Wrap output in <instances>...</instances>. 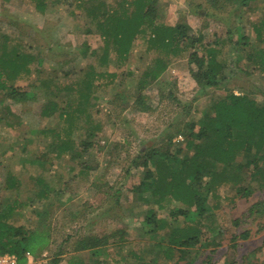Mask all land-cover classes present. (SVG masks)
<instances>
[{
	"label": "rangeland",
	"instance_id": "1",
	"mask_svg": "<svg viewBox=\"0 0 264 264\" xmlns=\"http://www.w3.org/2000/svg\"><path fill=\"white\" fill-rule=\"evenodd\" d=\"M122 1L0 0V56L1 44L5 43L6 52H16L22 61H29L31 73L20 74L13 84L34 94L32 101L24 104L0 94V209L13 200L25 202L22 212L10 222L32 227L38 224L35 213H46L47 218L39 219V225L48 229L52 238V243L30 264H52L55 259L58 264H69L71 256L77 254L72 250L77 239L91 236L102 238L103 243L98 242L96 255L93 251L80 253L87 264H141L137 257L143 264L173 262L156 253L155 238L145 233L150 229L144 224L145 212L153 207L139 202L134 194L133 188L146 171L135 161L143 156L139 154L142 150L175 155L186 143L183 132L200 118L212 99L223 97L225 91L198 86L190 73L191 67L195 68L187 58L190 50L172 57L156 81L139 86L142 73L153 67L158 56L147 50L143 39L135 42L127 61H119L110 48L109 63L102 64L104 38L98 33V18L89 15L88 9L99 2L116 9ZM40 4L44 11L38 8ZM197 4L219 17L227 14L223 8L209 9L205 0H156L158 22L172 26L184 23L190 37L201 35L205 42L220 36L225 39L227 29L197 15ZM263 9L258 8V17ZM257 13H248V19L256 20ZM246 23L244 20V31L252 34ZM245 69L232 75L234 80L228 87L239 95L237 85H242L263 104L264 97L258 94L263 87L262 74L251 64ZM90 72L95 75L85 106L87 122L80 117L70 121L60 118L58 114L68 102L71 106L67 110L75 114L80 93L87 92ZM107 72H117V77L101 75ZM139 96H144L140 104ZM51 101H56L59 109L45 118L42 110ZM66 137L88 141V148L79 150L78 156L71 150L58 156L60 141ZM39 160L45 163L43 167ZM8 173L19 177L18 190L3 189ZM38 179L54 187L55 192L47 190V198L39 196L44 186ZM217 193L220 198L211 197L210 204L217 207L213 209L214 225L220 233L212 235L208 226L203 227L201 242L178 264H244L246 255L253 252L248 262L264 264V212L249 214L257 202L262 203V209H258L264 211V188L244 198L228 186ZM167 213L158 210L156 219H164ZM235 220L238 225L233 224ZM170 228H157V237L166 238ZM245 231H249L248 239L239 238L234 248L232 237ZM216 236L220 246L215 247L210 241Z\"/></svg>",
	"mask_w": 264,
	"mask_h": 264
},
{
	"label": "trees",
	"instance_id": "2",
	"mask_svg": "<svg viewBox=\"0 0 264 264\" xmlns=\"http://www.w3.org/2000/svg\"><path fill=\"white\" fill-rule=\"evenodd\" d=\"M205 1L209 9H226V16L219 17L204 9L202 4L194 6L197 15L223 24L227 29L225 39L220 36L205 42L204 36L190 37L189 28L184 23L178 22L172 26L158 22L156 0H124L117 4L116 9L99 2L88 9L89 15L98 18V33L104 38L102 64L109 63L110 48L119 61H127L135 42L143 39L147 50L156 52L158 56L154 59L153 67L142 73L139 86L156 81L166 70L172 57L190 50L187 58L189 64L195 66L191 67L190 73L198 86L225 91L223 97L212 99L210 106L201 112L200 118L183 132L186 143L184 147L178 148L175 155L169 151L152 149L149 153H144L142 150L139 154L143 156H138L135 161L136 165L144 167L146 171L140 184L133 188L134 194L139 196V202L153 207L145 212L144 224L150 228L145 233L157 241L154 243L156 253H162L166 261H173L172 264L186 260V255L191 254L190 249L201 242L203 227L208 226L212 235L220 233L214 225L213 209L217 207L214 203L210 204L211 197L220 198L217 193L219 188L228 186L236 191L237 196L243 198L264 188V103L260 104L252 97L254 93L246 92L242 85H237L241 92L239 95L228 87L234 80L232 75L243 72L246 64L256 67L264 78V9L258 17V8H264V0L260 1L261 5L258 0ZM38 8L44 11V5L40 4ZM253 12H258L257 18L251 21L247 15ZM244 20L252 34L244 31ZM1 45L3 53L0 56V94L21 104L32 101L33 93L18 89L13 84V80L20 74L31 73L29 61H22L16 52L10 55L5 50V43ZM94 75L92 72L87 74V92L80 93L75 114L67 110L71 106L68 102L66 108L59 112L60 118L67 117L70 121L80 117L79 119L86 118L87 122L85 106L90 97L88 91L93 86ZM101 75L114 79L117 72ZM258 94L264 97V80ZM143 100L144 96H141L138 103ZM58 109V103L51 101L44 105L42 115L45 118L52 117ZM6 111L7 117L9 109ZM65 139L60 141L58 156L70 150L77 152L78 156L79 150L88 148V141L78 142L68 137ZM39 165L43 167L45 163L39 160ZM38 181L44 186L39 196L47 198V190L55 192V188L45 184L42 179ZM253 181L258 185H254ZM19 187V177L8 173L3 189L16 191ZM24 204L25 202L17 199L0 209V256H15L18 264H25L28 257H36L52 243L50 231L39 225V219L45 217L46 213H35L38 224L34 227L13 225L10 222L16 213L22 212ZM260 205L262 203L257 202L250 207V216L264 212L259 210ZM158 210L168 211L164 219H156ZM46 218L47 215L44 219ZM233 224L238 225V220ZM169 225L171 228L166 238L163 235L157 237L156 229ZM248 237L249 231L232 237L233 247L237 246L236 240ZM102 240L94 236L77 239L72 247L77 254L71 256L69 264H87L80 253L93 251V255H96V247L99 248ZM210 243L215 247L220 246L217 236ZM253 255L254 252L246 255L247 261L244 264H250L248 261ZM137 258L143 264V260ZM52 264H58V260L55 259Z\"/></svg>",
	"mask_w": 264,
	"mask_h": 264
},
{
	"label": "built area",
	"instance_id": "3",
	"mask_svg": "<svg viewBox=\"0 0 264 264\" xmlns=\"http://www.w3.org/2000/svg\"><path fill=\"white\" fill-rule=\"evenodd\" d=\"M46 254L44 253L43 256ZM31 262H34L33 257H28V260L25 264H30ZM0 264H18L17 258L15 256L11 255H2L0 256ZM41 264V263H38Z\"/></svg>",
	"mask_w": 264,
	"mask_h": 264
},
{
	"label": "crops",
	"instance_id": "4",
	"mask_svg": "<svg viewBox=\"0 0 264 264\" xmlns=\"http://www.w3.org/2000/svg\"><path fill=\"white\" fill-rule=\"evenodd\" d=\"M237 94V93H236Z\"/></svg>",
	"mask_w": 264,
	"mask_h": 264
}]
</instances>
